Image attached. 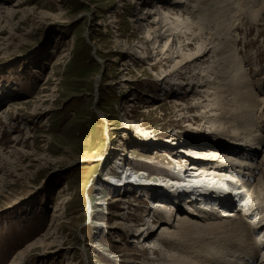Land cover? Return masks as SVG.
<instances>
[{"label": "rangeland", "instance_id": "374dc122", "mask_svg": "<svg viewBox=\"0 0 264 264\" xmlns=\"http://www.w3.org/2000/svg\"><path fill=\"white\" fill-rule=\"evenodd\" d=\"M128 2H5V8L22 4L0 29V139L7 152L24 148L27 155L13 160L16 174L7 161L0 172V264H148V257L175 254L169 243L156 255L143 252L138 227H153L156 237L158 217L176 220L172 204L155 219L151 213L159 207L152 199L170 195L173 186L176 156L167 142L207 125L187 124L168 103L174 97L193 103L192 94L159 83L175 63L152 69L154 58L142 59L140 42L148 36L135 20L152 0L138 8ZM243 27L238 59H251L246 73L255 85L264 79V27ZM46 235L45 246L32 247Z\"/></svg>", "mask_w": 264, "mask_h": 264}, {"label": "bare ground", "instance_id": "6f19581e", "mask_svg": "<svg viewBox=\"0 0 264 264\" xmlns=\"http://www.w3.org/2000/svg\"><path fill=\"white\" fill-rule=\"evenodd\" d=\"M5 2L0 0L2 32L3 25L10 23L8 19L14 18L17 13L14 10L22 4L5 8ZM128 3L133 7L137 4L138 8L148 0ZM150 3L154 6L146 7L135 20L136 24L143 25L148 36L140 42L146 50L141 53L142 59L154 58L152 69L175 63L171 71H163L165 76L158 82L166 85L168 92L192 94L193 103L187 107L175 97L168 103L173 104L181 120L188 119L187 124L198 119L207 128L192 129L195 133L187 131L185 136L177 132L167 142L173 157L176 156L173 186L170 195L162 197L160 193L152 199L159 207L151 209V213L155 219L160 209L170 211L168 206L172 204L176 208V220L173 215L162 214L158 217L163 223L160 235L155 237L157 232L153 235V227L141 225L136 239L145 243L143 252L150 250L156 255L161 244L169 243L171 253H175L148 257V264H264V229L263 233H252L264 225V79L254 85L246 73L251 59L239 60L237 52V36L243 24L264 27V0H173L169 3L152 0ZM144 14L149 15L147 19ZM149 44L152 51L147 53ZM185 75L188 80L183 78ZM194 93L200 94L199 98L193 97ZM193 110L199 115H192ZM2 145L5 142L0 139V172L7 161L12 174H16L12 162L21 154L26 156L25 149L7 152ZM177 147L180 149L175 150ZM190 147L193 149L185 150ZM259 151L260 156H256ZM2 184L1 175L0 193ZM181 202L185 205L181 206ZM253 210L258 215L255 220H252ZM222 235L227 239L220 242ZM42 238L32 247L44 245L47 235ZM25 252L20 254V259L25 258ZM84 253L87 259L86 248Z\"/></svg>", "mask_w": 264, "mask_h": 264}]
</instances>
